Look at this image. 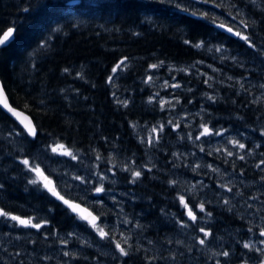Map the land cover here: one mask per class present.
<instances>
[{"label":"trees","instance_id":"1","mask_svg":"<svg viewBox=\"0 0 264 264\" xmlns=\"http://www.w3.org/2000/svg\"><path fill=\"white\" fill-rule=\"evenodd\" d=\"M248 1L228 0L219 8L228 13L226 18L231 17L229 7L241 6L255 15H251L254 25L239 26L255 47L215 28L211 19H219L221 14L216 16L211 2L193 6L192 0H0V30L16 28L14 42L0 48V81L10 104L30 115L38 130L37 137L29 139L0 109V209L43 225L39 230L27 229L0 217V264H179L177 257L186 264L187 256L202 261V246L190 234L196 225L180 204V195L198 214L197 205L206 202L211 217L205 221L212 233L207 240L217 241L219 226L227 224L223 234L230 235L228 248L237 258H253L254 253L239 243L255 238L260 226H245L249 214L242 205L246 203L229 202L236 190L248 198L253 184L264 183L260 175L264 171V101L253 102L255 82H264L260 67L264 59L257 53L258 49L264 52V17L258 16ZM177 5L189 12L210 13L207 18L191 16ZM201 41L202 47H192ZM217 46L222 51L216 53L213 49ZM125 58L126 67L113 73V67ZM161 62L160 67H150ZM196 64L208 71L212 67L217 78L205 77ZM229 75L245 77L248 83L240 86ZM165 101L171 103L161 107ZM202 124L213 128V133L227 131L220 136H200ZM154 127L156 132L152 131ZM233 139L246 148L233 146ZM56 142L71 149L79 159L51 153ZM201 143L209 145V150L205 146L201 151ZM228 151L233 156H228ZM33 158L36 163L43 161L40 167L44 174L72 202H82L74 199L79 197L75 192L78 181L67 189L71 193L67 195L54 172L67 168L68 178L86 177V188L92 183L98 186L105 180L115 181V201L103 197L102 203H107L95 205L98 210L102 206L105 215L91 208L101 216L98 225L105 231L110 229L106 230L102 220L112 216L111 207L117 209L108 240L102 241L94 229L47 189L29 183L35 174L29 173L21 161ZM135 171L142 175L133 183ZM100 174L107 179L101 180ZM233 180L252 184L233 188L238 186ZM79 185L83 187L80 181ZM229 188L236 190L226 197ZM215 215L218 220H213ZM126 216L130 222L116 227L117 218L125 221ZM180 221L187 226L182 227ZM237 228L246 229L239 232ZM54 231L64 232L67 243H56V238L51 239L53 244L47 242L51 240L44 234ZM74 231L75 235H84L85 245L68 234ZM2 232L9 233L10 245L5 251ZM113 236L129 250L128 256H120ZM182 237L181 243L175 244L174 240ZM65 252L70 255L65 256ZM220 252L212 254L225 259L216 255ZM168 255L174 257L173 261ZM205 259H209L207 253Z\"/></svg>","mask_w":264,"mask_h":264},{"label":"snow or ice","instance_id":"2","mask_svg":"<svg viewBox=\"0 0 264 264\" xmlns=\"http://www.w3.org/2000/svg\"><path fill=\"white\" fill-rule=\"evenodd\" d=\"M161 2H164V0H161ZM168 2H172V0H168ZM212 3L215 7H222L223 6V0H192L193 6H195V4H208V3ZM253 3H255V0H252ZM177 7L179 8L180 11L186 12L191 16H200L202 18H207L208 17V13L204 12V13H197L195 11L189 12L188 8H180L179 5H177ZM255 22H253L254 24ZM240 24L243 25L244 28H247L249 25L245 20H241ZM218 27L224 29L225 25L224 24H220L218 25ZM2 31V35H0V47H7L9 46L12 42H14V37H15V32H16V28L15 27H8L6 31L4 30H0ZM226 31L228 33H231L237 37H240L242 40L248 42L249 46L251 47H255L254 44H252V42L250 41L249 37L246 35H243L241 31H233V28L228 27L226 28ZM44 43H47V41H44ZM185 43H190L189 41H185ZM204 44L203 41H201L200 43L194 44L192 45L193 47L196 48H200L202 47ZM211 50V49H210ZM220 47L216 48V51H220ZM127 58H125L124 60L119 61L115 67H113L112 72L116 73L117 69H120L121 67H126L125 64V60ZM163 64V62H161L159 65L157 64H153L150 65L151 68H157L160 67ZM65 72H68V69H64ZM78 76H80V73H77ZM149 81H151L152 77L150 76ZM109 82H111L113 80V77L110 76L108 77ZM205 83H207V81H205ZM167 84V82H166ZM174 87H179V85H174ZM261 87H264V85H261ZM158 95V94H157ZM210 100H215V97H208ZM153 99L150 97V100ZM41 104L44 103V101H40ZM125 105L127 102H124ZM164 103H171L170 101H165L161 103V107L164 106ZM0 105L3 106L4 109H7L8 112L12 113L13 115L19 116L20 113H17L15 109H13L7 102V98L4 95V90H3V85L0 84ZM169 123L171 124L172 121H169ZM178 126V125H176ZM201 127L203 128V131L201 132L200 136H205V135H217L220 136L222 135L224 132L227 131V129H221L219 131H216L213 133V130L210 129L206 124H202ZM25 130L27 131L28 135L35 137L36 136V128L34 125L29 124H25L24 125ZM153 132H156L157 129L154 127ZM160 131H163V125H160ZM10 135L12 133H9ZM17 135H19V133H17ZM200 136L196 137V140L200 139ZM189 138L191 139V137L189 136ZM158 139V136H157ZM153 142V137L151 136V134L149 135L148 138V143H152ZM230 143L233 146H238L240 149H244L246 148V145L243 143H240L239 140L237 139H233L230 141ZM257 147H259L257 145ZM62 150V151H61ZM201 151H204V149L201 147ZM219 151V150H217ZM51 153L53 154H58L61 156H67L70 157L72 160H78L79 157L77 156V154L75 152H73L71 149H67L65 148V146L63 144H54L53 146H51ZM175 155V154H174ZM209 155H211V153H209ZM228 156H233V152L228 151L227 152ZM97 160L101 159V157L98 155ZM239 159L243 160L244 156H240ZM21 163L25 166V168L28 170L29 173L35 174V178L31 179L29 181L30 184L33 185H37L39 183H43V188L47 189L48 192H50L53 196H55L58 200L62 201L64 205H66L68 208H70L73 212L77 213V218L79 220L82 221H86L87 225H89L92 229H94L96 231V233L98 234L99 238L103 241V240H108L110 238V231H105L104 227H100L97 223V221L99 220V217L94 215L92 212H89L87 209L81 208L80 204H76L73 203L72 201L65 199L64 195H61L59 191H57V187L54 184V182L49 179V177L47 175L44 174V171L41 169L40 167V163H43V161H40V163H36L35 162V158H33L31 161L29 159H23L21 161ZM261 164L264 165V160H261ZM46 167L49 168V170L51 171V167L50 165H46ZM209 167H211V165H209ZM257 167H260V165H257ZM217 169H213V171H216ZM54 175H57V178L60 181V187L65 189V192L67 195H71L70 192L67 191L68 188L72 187L71 184L68 183V181L65 179V177L68 176L67 172L64 173H53ZM142 175L141 171H135L133 173V183H135L136 179L139 178ZM72 180L75 181H80L81 184H85L87 183V178L86 177H82V176H78V175H74L71 177ZM100 179L104 180L107 179L106 176H103L102 174H100ZM262 179H264V177H262ZM171 184L175 185L177 183V181H171ZM80 185H76V187H79ZM222 187H224L222 185ZM3 188V185H0V189ZM94 191L96 193H102L105 191L103 184L101 183V186L99 187H95ZM228 191H231V189L229 188ZM74 199H81L82 203H87V200H84L81 197H74ZM179 201L180 204L187 209V213L186 215L188 216L189 220L195 222L197 221V215L196 213L192 210V207L189 206V204L186 202L185 200V196L184 195H180L179 196ZM102 203V201H101ZM228 201H225V204H227ZM197 207L199 208V210L201 212H205V204L203 202H201L200 204L197 205ZM207 215L209 217H211V213H207ZM0 217H3L5 219L10 218L12 221H15L18 223L19 226H23V227H31V228H35V229H41L42 228V224L41 223H33L32 219H23L20 216H16V215H10V213L4 211L3 209H0ZM124 223H127V221H124ZM44 224H47V220H44ZM180 224L182 227H186V223L184 221H180ZM105 227H108L107 225H105ZM252 230L249 229V232H251ZM199 232L203 234V238L199 239L198 243L200 245H204L206 243V240L208 237H210L212 235L211 231L206 230L204 227L199 228ZM260 236L264 237V228H262L260 230ZM121 235L123 236V233H121ZM111 239L115 242V248L118 250L120 256H128L129 255V250L126 249L124 246H122L120 241H115L114 236L111 237ZM61 243H67L66 240H62ZM85 243H87V241H85ZM260 244L264 245V239H261L259 241ZM124 244H127V238H125L124 240ZM243 248L248 249L250 252L251 251H256V252H260V253H264V248H258L255 246V244H253L252 242H245L243 244ZM65 256L70 255V253L65 252L64 253ZM222 257H229L231 254L228 251H221L220 253L216 254ZM243 258V256H242ZM174 259V257H173ZM215 264H221V261L219 259H217L215 261ZM224 264H228L227 260L224 261ZM244 264H248L247 260H244ZM257 264H264V257H260L257 258Z\"/></svg>","mask_w":264,"mask_h":264},{"label":"rangeland","instance_id":"3","mask_svg":"<svg viewBox=\"0 0 264 264\" xmlns=\"http://www.w3.org/2000/svg\"><path fill=\"white\" fill-rule=\"evenodd\" d=\"M228 0H223V4H225L224 2H227ZM229 2H231V1H229ZM232 3V2H231ZM246 4V3H245ZM263 4H264V0L262 1V0H255V3H252V0H251V2L250 1H248L247 2V5L253 10V11H255V12H257L258 14V16L260 15V16H263L264 17V7H263ZM228 6V5H227ZM213 9H214V11L216 12L215 14H216V16H218V14L220 13L221 14V16H219L218 18L219 19H216V20H214V23H215V25L216 24H219V23H221V24H227L229 27H232L233 29H234V32L236 31V28L237 29H239L240 30V28H239V26L240 27H242V28H244L243 26H242V24H238L235 20H238L239 22L241 21V20H245L247 23H248V25L250 26V25H254L253 24V22H255V20L253 19V17L251 16V15H253V16H255L252 12H251V14L250 13H248L247 11H246V8L244 9V8H241V6L240 7H238V8H236V7H229L228 9H227V11H229V12H231L229 15H231V18H232V20L230 19H227L225 16H227L228 15V13H223L222 11H221V9L219 8V7H212ZM241 10V11H240ZM256 10H258V11H256ZM219 12V13H218ZM234 13V14H233ZM237 13V14H236ZM239 13V14H238ZM244 15V16H243ZM240 16V17H239ZM246 17V18H245ZM225 22H227V23H225ZM231 25V26H230ZM251 27V26H250ZM239 30H237V31H239ZM242 30V29H241ZM240 30V31H241ZM242 32V31H241ZM214 50H216V49H214ZM222 51V50H221ZM263 57V59H264V53H263V55H262ZM220 54L217 56V59L219 60L220 58ZM260 63H262L261 65H260V67H262L263 68V73H264V60L263 61H261ZM199 64H202L203 65V63L202 62H200ZM196 66H197V68L199 67L200 68V70H203V68L201 67V66H199L198 64H196ZM209 71L208 70H203V72H205L204 73V76L205 77H208L210 80H213V79H215V78H217V75H216V73H215V71H214V69L212 68V67H209ZM229 77H230V80H232V81H234V82H237L240 86H245L246 85V83H248L247 81H245L244 80V78L245 77H241V76H236V77H232L231 75H229ZM261 85H264V82L263 81H261V84H258L257 82H255V86H257V94H256V97H255V99H254V101L253 102H255V101H257V102H260V101H264V87H261ZM212 130H213V128H212ZM200 142H203V141H200ZM54 144H60L59 142H56V143H54ZM53 144V145H54ZM215 144H217V143H214L213 144V147H215ZM52 145V146H53ZM205 146H207V149L209 150V145H204V144H200L199 145V147H202V148H205ZM79 154V153H78ZM262 160H264V158H262ZM256 162V161H255ZM64 172H67V169L66 168H64V169H62L59 173H64ZM261 176L262 177H264V171L262 172L261 171ZM71 177L72 176H70L69 178H68V176L67 177H65V179L68 181V183L69 184H75L76 182H75V180H72L71 179ZM202 180H203V178H202ZM204 181V180H203ZM234 181V183H236L238 186L237 187H233V188H240L239 186L240 185H242V186H251V184H248V183H240V181H238V180H233ZM95 182V181H94ZM95 183H97V182H95ZM106 183V184H105ZM110 184V185H109ZM181 184L182 185H184V182H181ZM78 185H79V181H78ZM84 185H86V183L85 184H83V187H76L75 188V192H76V195L78 196L79 195V197H81V198H83L84 200H87V205H89V206H91V207H94L95 208V205L96 204H101V201H103V199H101V198H103V197H105V198H107V199H110V201H112L115 197V195L117 196V192H115V190H114V186H115V181L114 180H105L104 181V184H103V187H104V189H105V191L104 192H102V193H96L95 191H94V188L95 187H99V186H101L100 185V183H99V185L98 186H96L95 184L93 185V183H92V186L91 187H88V188H86V186L84 187ZM36 186V188L37 189H40V188H42L43 187V183L41 182L40 183V185H35ZM38 186V187H37ZM73 186V185H72ZM76 186V185H75ZM205 188V187H204ZM60 188L59 187H57V191H59V192H61L60 190H59ZM88 189V190H87ZM124 190V189H123ZM231 190L232 191H235L236 189H232L231 188ZM238 190H236V196H235V200H237L238 201V205H241L242 203H246V205H242V207H244L245 209V211H246V215H248V214H250V207L253 205V203H252V200H251V197H248L247 198V196H245V197H243L242 196V194L244 193V192H242V191H238ZM251 191H253V189L251 188ZM260 191V190H259ZM261 192V191H260ZM263 193V192H262ZM233 194H234V192H233ZM250 195H251V193H250ZM250 195H248V196H250ZM228 197H230V196H228ZM230 198H233V197H230ZM57 199V198H56ZM112 199V200H111ZM234 199V198H233ZM81 200V199H80ZM115 200V199H114ZM60 201V200H59ZM229 202H232L231 200H229ZM105 203H107V200H105L103 203H102V205H104ZM205 204H206V202H205ZM103 211V210H102ZM102 211H97V212H99V213H101V214H103V215H105V213L104 212H102ZM197 212H198V207H197ZM115 213H117V209H113V211H112V216L109 218V220H108V218L106 219V220H102V221H105L106 222V225L108 226V227H106V230L109 228V229H111V230H113L114 229V218H115ZM208 213V210H207V208L205 207V212H201L200 211V213L198 214V213H196V215H197V221H195V222H193L194 223V225H196L195 226V230H193L192 229V232L190 233L192 236H195L196 238H197V240L199 241V239H201V238H203V234L202 233H200L199 232V228H201V227H204L206 230H208V228H207V226H208V223L205 221V219L206 218H208V215H206ZM98 214V213H97ZM10 215H12V214H10ZM100 218H101V216H99V221H101L100 220ZM128 220V221H127ZM130 219L126 216L125 217V221H127V222H130L129 221ZM216 220H218V218H216ZM112 221V222H111ZM210 220L208 219V222H209ZM33 223H35V222H33ZM250 223H251V221H250ZM117 226H121L120 228H122V227H125L124 226V222L122 221V220H120L119 219V217L117 218V223H116V227ZM189 226L192 228V224H190V222H189ZM224 226H227V224H222V227L221 226H219V231H220V233H219V236L220 237H223L224 235H223V233H224V230H223V227ZM218 227V226H217ZM27 229H29V228H31V227H26ZM119 228V229H120ZM55 232V234H53V232H50V233H45L44 235H45V237L47 238V239H49L50 238V240L52 239V238H56V241H54V242H58V243H61V240L63 239V240H66V235H65V233L64 232H58V231H54ZM6 233V234H5ZM2 232V234H1V237H3V236H5L6 237V240L4 241V242H1V244H2V249H3V251H5V250H8L9 249V242H8V237H9V233H7V232ZM14 233V232H13ZM72 233H75V232H69L68 234H72ZM75 236H77V242H80V243H82L83 245H85L84 243L85 242H83L84 241V235L82 234V233H80V234H77V235H75ZM126 238H127V236H126ZM185 237H182V238H180V239H178V240H174L175 241V244H177V245H179L180 243H181V241L184 239ZM251 237H249L248 239L246 238L245 240H243V243L244 242H249V240H250V242H251V239H250ZM188 241V240H187ZM47 242H49V243H51V244H53L54 242L51 240V241H47ZM15 242H12V246L11 247H13V248H15V244H14ZM190 243V242H189ZM171 244H172V241H171ZM174 244V245H175ZM198 245H200L199 243H198ZM229 245V242L226 240V239H221V240H217V241H213V240H206V243L204 244V245H200V246H202V250H203V253H204V255H205V257H206V253H207V251H208V253H211L212 254V252L213 251H220V250H223L226 246H228ZM210 246V247H209ZM225 246V247H224ZM208 248V249H207ZM220 248V249H219ZM170 250V249H169ZM189 250V249H188ZM168 251V250H167ZM190 251V250H189ZM212 251V252H211ZM74 252H76L77 253V251H74ZM164 252H166V251H164ZM170 253H173V248L171 247V252ZM174 254H175V249H174ZM263 254V256L262 257H264V253H262ZM168 257L170 258V259H172V261H173V256H171V255H168ZM205 257L203 258L204 259V261H200V260H198V259H194V258H192V257H184L185 258V263L186 264H211V263H213V264H215V261L217 260V258L215 259L214 258V256L213 255H209V258H210V260L209 261H206V259H205ZM165 259H166V257H165ZM177 261H178V263L179 264H181V257H177ZM213 259H215V260H213ZM220 260V259H219ZM224 260H228V258H226V259H224ZM194 261V262H193ZM206 261V262H205ZM220 261H222V260H220ZM209 262V263H208ZM257 263V262H256ZM228 264H231L230 262H228ZM240 264H244V263H240Z\"/></svg>","mask_w":264,"mask_h":264},{"label":"flooded vegetation","instance_id":"4","mask_svg":"<svg viewBox=\"0 0 264 264\" xmlns=\"http://www.w3.org/2000/svg\"><path fill=\"white\" fill-rule=\"evenodd\" d=\"M214 17V16H213ZM227 19H231L232 20V18L231 17H227ZM214 20H216L215 19V17L213 18V19H211V21H212V23H213V25L215 26V23H214ZM238 24H240L239 22H237ZM217 25V24H216ZM218 47V46H217ZM217 52V51H216ZM257 53H260V55L262 54L263 55V53L264 52H262L261 50H258L257 51ZM257 53L255 52V54L257 55ZM256 151H259L258 149H256ZM256 183V182H255ZM264 183H257L256 185L255 184H253V191H251V200H252V203H253V205L251 206L252 207V209H251V207H250V214L246 217V222H247V224L245 225V226H250V225H253V226H260V229H256L255 230V238L254 237H251V242L253 243V244H255V246L257 245L258 246V248H259V246H260V248H264V245H262V244H260V243H256V237H257V235H258V237L260 238V240L261 239H264V237H260V230L262 229V228H264ZM261 192H260V191ZM263 192V193H262ZM230 200V199H229ZM231 201H234V200H231ZM260 213H261V215H260ZM261 216V217H260ZM215 220H216V218H217V216L215 215L214 217H213ZM259 220V221H258ZM250 221H251V223H250ZM257 223V224H256ZM233 225V224H232ZM232 225H230L231 227H232ZM263 226V227H262ZM221 227H222V225H221ZM223 228H225V227H223ZM244 229H246V228H244ZM244 229H242V230H239V229H236V230H239V232L240 231H243ZM224 231H225V229H223ZM219 233H220V231L216 234V237H217V239L218 240H221V239H224V237L226 236L225 234H223L224 236L223 237H220L219 236ZM230 235H227L226 236V240H227V238L229 237ZM238 237H235L234 238V240H236ZM229 239V238H228ZM239 244H241V245H243L244 243H243V241H241ZM229 246V245H228ZM228 246H224L225 248L224 249H226V251H228L231 255L229 256V257H227L228 258V260H227V262H230L231 264H240V263H243L244 262V260L245 259H247V258H242V256L241 257H239V258H237L236 256H235V254H234V252H232L229 248H228ZM256 246V247H257ZM231 247V246H230ZM242 248H243V246H242ZM224 249L223 250H220V251H224ZM252 252H254V256H253V259H251L250 261H248L249 263L248 264H257L256 262H257V258H260V257H262L263 256V254L262 253H259V252H256V251H252ZM207 253H208V251H207ZM209 255H213V254H210V253H208V256ZM215 258V257H214ZM255 258V259H254ZM217 259H220V260H222L221 258H217ZM226 259V258H225ZM241 259H244L243 261L241 260ZM210 260V258L209 259H207V261H209ZM213 260H215V259H213ZM253 260V261H252ZM224 259L221 261V264H224ZM241 261V262H240ZM256 261V262H255ZM211 264H213V263H211Z\"/></svg>","mask_w":264,"mask_h":264},{"label":"water","instance_id":"5","mask_svg":"<svg viewBox=\"0 0 264 264\" xmlns=\"http://www.w3.org/2000/svg\"><path fill=\"white\" fill-rule=\"evenodd\" d=\"M228 27H229V26H226V25H225V28H224V29H222V28H220V27H217V28L219 29V31H222V32L225 33V34L233 35V34L228 33V32L226 31V28H228ZM5 31H6V30H5ZM233 31H234V30H233ZM1 35H2V34H1ZM0 48H1V47H0ZM0 84H2L1 81H0ZM3 90H4V88H3ZM4 95H5L6 98H7V102H8V104H9L13 109H15L17 113H20V115H19V116L13 115L12 113L8 112L7 109H4L2 105H0V109L3 110V112H5V113H6V114H7L12 120H14V122H16L17 125H19V127L25 132V134H26L29 138L34 139L36 136H35V137H32V136L28 135L27 131H26L25 128H24V125H25V124H29V123H30L31 125H34V126H35L34 121H33V119L31 118V116L28 115L27 113H25V112H23V111H21V110L15 108V107H13V106L10 104V102H9V99H8V96H7L6 92H5V90H4ZM35 128H36V126H35ZM36 133H37V128H36ZM36 135H37V134H36ZM76 204H79V203H76ZM80 205H81V204H80ZM81 208L87 209L89 212H91V210H89L87 207H85V206H83V205H81ZM74 213H75V212H74Z\"/></svg>","mask_w":264,"mask_h":264},{"label":"bare ground","instance_id":"6","mask_svg":"<svg viewBox=\"0 0 264 264\" xmlns=\"http://www.w3.org/2000/svg\"><path fill=\"white\" fill-rule=\"evenodd\" d=\"M184 1V0H183ZM263 1V0H262ZM250 2H251V0H250ZM253 3V2H252ZM196 6H197V4H196ZM200 6V5H199ZM209 7H210V5H209ZM212 7V6H211ZM201 8H203V7H201ZM225 9V8H224ZM196 11V10H195ZM203 11V10H202ZM241 11V10H240ZM256 11H258V10H256ZM210 12L208 11V14H209ZM237 14V13H236ZM239 14V13H238ZM209 16V15H208ZM244 16V15H243ZM240 17V16H239ZM214 18V17H213ZM246 18V17H245ZM208 20V19H207ZM225 23H227V22H225ZM227 25V24H226ZM231 26V25H230ZM243 26V25H242ZM239 30V29H238ZM241 30V29H240ZM239 30V31H240ZM242 31V30H241ZM244 35V34H243ZM231 36V35H230ZM233 36V35H232ZM236 38V37H235ZM221 39V38H220ZM254 40V39H253ZM206 41V40H205ZM217 41H218V39H217ZM220 41V40H219ZM208 43H209V41H207ZM206 43V42H205ZM257 43V42H256ZM205 46H207V45H205ZM214 46V45H213ZM212 46V47H213ZM223 46V45H222ZM193 47V46H192ZM209 48V47H208ZM214 48V47H213ZM217 48V47H216ZM256 49V48H255ZM214 50V49H213ZM212 50V51H213ZM222 50V49H221ZM226 50V49H225ZM224 50V51H225ZM259 50V49H258ZM208 53V52H207ZM217 53V52H216ZM231 53V52H230ZM228 54V53H227ZM241 54V53H240ZM216 55V54H215ZM231 55V54H230ZM229 55V56H230ZM234 55V54H233ZM238 55V54H237ZM236 56V55H235ZM211 57V56H210ZM211 59V58H210ZM241 61H243V60H241ZM258 61H259V59H258ZM226 62V61H225ZM251 62V61H250ZM227 63V62H226ZM235 63V62H234ZM192 64V63H191ZM230 64H231V61H230ZM247 64V63H246ZM245 64V65H246ZM262 64V63H261ZM187 65V64H186ZM236 66V65H235ZM244 66V65H243ZM234 69H237V68H234ZM241 70V69H240ZM249 71V70H248ZM247 73V72H246ZM230 74V73H229ZM256 74V73H255ZM202 78V77H201ZM248 78V77H247ZM254 79V78H253ZM248 80V79H247ZM253 81V80H252ZM251 81V82H252ZM5 89V88H4ZM199 96V95H198ZM211 96H212V94H211ZM194 97V96H193ZM216 98V97H215ZM189 100V99H188ZM218 100V99H217ZM190 101V100H189ZM201 101V100H200ZM203 101H205V100H203ZM204 103V102H203ZM193 104H195V103H193ZM219 104V103H218ZM220 104H221V102H220ZM203 106V105H202ZM201 107V106H200ZM207 107V106H206ZM208 108V107H207ZM197 109V108H196ZM200 109V108H199ZM204 109V108H203ZM211 109V108H210ZM206 110V109H205ZM208 110V109H207ZM3 111V110H2ZM193 111H195V110H193ZM210 112V111H209ZM208 112V113H209ZM208 113H206V114H208ZM214 119V118H213ZM216 119V118H215ZM211 122V121H210ZM184 130V129H183ZM214 151V150H213ZM213 153V152H212ZM261 155V154H260ZM263 156V155H262ZM148 163V162H147ZM144 165V164H143ZM247 165V164H246ZM261 166H262V164H261ZM259 173V172H258ZM259 175V174H258ZM261 175V174H260ZM246 177V176H245ZM163 179V178H162ZM264 180V179H263ZM88 190V189H87ZM127 192V191H126ZM132 196V195H131ZM55 197V196H54ZM115 199V198H114ZM113 199V200H114ZM126 199V198H125ZM252 199V198H251ZM132 200V199H131ZM115 201V200H114ZM126 201H127V199H126ZM197 201V200H196ZM119 203V202H118ZM123 203V202H122ZM127 203H128V201H127ZM102 204V203H101ZM123 207V206H122ZM126 207V206H125ZM113 210V209H112ZM230 210V209H229ZM121 211V210H120ZM122 214V213H121ZM260 215H261V213H260ZM128 216V215H127ZM261 217V216H260ZM105 219V218H104ZM124 221V220H123ZM128 221V220H127ZM130 221V220H129ZM259 221V220H258ZM103 223V222H102ZM128 223V222H127ZM257 224V223H256ZM239 226V225H238ZM241 226V225H240ZM256 226V225H255ZM263 227V226H262ZM238 229V228H237ZM72 230H73V228H72ZM125 230V229H124ZM185 230V229H184ZM113 231V230H112ZM118 231V230H117ZM167 231V230H166ZM75 232V231H74ZM111 232V231H110ZM167 232H169V230L167 231ZM179 232V231H178ZM76 233V232H75ZM75 233H72V234H70V236H74L75 235ZM123 233V232H122ZM252 233V232H251ZM124 234V233H123ZM185 234V233H184ZM184 234H183V236H184ZM249 235V234H248ZM253 235V234H252ZM180 236V235H179ZM249 236H251V235H249ZM249 236H247V237H249ZM258 236V235H257ZM261 237V236H260ZM257 238V237H256ZM251 239V238H250ZM168 240V239H167ZM243 241V240H242ZM239 243V242H238ZM245 243V242H244ZM257 243V242H256ZM235 245V244H234ZM239 245H241V244H239ZM233 246V245H232ZM257 246V245H256ZM172 247V246H171ZM210 247V246H209ZM258 247V246H257ZM259 248H260V246H259ZM208 249V248H207ZM220 249V248H219ZM117 250V249H116ZM149 250V249H148ZM226 250V249H225ZM212 252V251H211ZM250 253V252H249ZM254 253V252H253ZM260 253V252H259ZM208 254V253H207ZM211 254V253H210ZM237 254V253H236ZM213 256H214V254H213ZM188 257V256H187ZM216 258V257H215ZM253 259V258H252ZM255 259V258H254ZM104 261V260H103ZM107 261H109V260H107ZM202 261H204V259L202 260ZM253 261V260H252ZM100 262V261H99ZM98 262V263H99ZM110 262V261H109ZM194 262V261H193ZM206 262V261H205ZM241 262V261H240ZM256 262V261H255ZM209 263V262H208ZM244 263V262H243ZM249 263V262H248ZM100 264H101V262H100ZM108 264V263H107ZM110 264V263H109ZM183 264V263H182ZM189 264V263H188ZM198 264V263H197ZM238 264V263H237Z\"/></svg>","mask_w":264,"mask_h":264}]
</instances>
